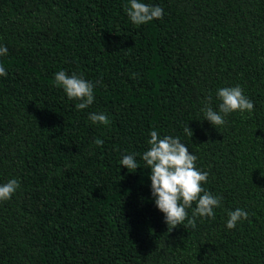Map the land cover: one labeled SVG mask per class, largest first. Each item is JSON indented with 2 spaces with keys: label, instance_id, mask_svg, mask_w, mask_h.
<instances>
[{
  "label": "trees",
  "instance_id": "trees-1",
  "mask_svg": "<svg viewBox=\"0 0 264 264\" xmlns=\"http://www.w3.org/2000/svg\"><path fill=\"white\" fill-rule=\"evenodd\" d=\"M140 2L163 18L132 23L128 0H0V185L20 184L0 201V264H264V0ZM61 70L94 84L92 105L56 86ZM237 85L254 110L213 126L201 109ZM152 130L209 173L214 218L167 225L142 160ZM237 208L248 219L228 229Z\"/></svg>",
  "mask_w": 264,
  "mask_h": 264
},
{
  "label": "clouds",
  "instance_id": "clouds-1",
  "mask_svg": "<svg viewBox=\"0 0 264 264\" xmlns=\"http://www.w3.org/2000/svg\"><path fill=\"white\" fill-rule=\"evenodd\" d=\"M127 15L136 25L147 24L153 20L162 19L164 12L159 6H152L140 0H128ZM8 53L6 46H0V56ZM6 68L0 64V76H6ZM55 84L62 87L69 99L80 101L76 105L78 110L88 108L94 102V84L82 76L73 73L68 75L61 70L55 74ZM217 96L222 101L219 111L214 110L210 103L201 109L204 119L213 126L225 124V117L235 111L254 110V103L244 95L241 86L224 87L218 90ZM210 99V98H209ZM89 120L93 123L109 125L110 120L104 113H91ZM191 137L192 130L185 128ZM150 147L142 154V160L150 169L151 192L155 198L156 207L164 214L165 222L171 228L187 225L195 228L197 217L214 218V209L221 206V197L214 196L206 191L203 185L207 182L209 173L197 168V156L192 154L188 147L181 142L180 137H160L156 130L150 132ZM95 144L101 146L103 140L96 139ZM121 166L128 170H136L138 164L134 154L125 155L120 161ZM20 187L15 178L0 185V201L10 200ZM196 204L189 218L187 209ZM226 227L234 229L239 221L248 219V213L240 208L228 212Z\"/></svg>",
  "mask_w": 264,
  "mask_h": 264
}]
</instances>
